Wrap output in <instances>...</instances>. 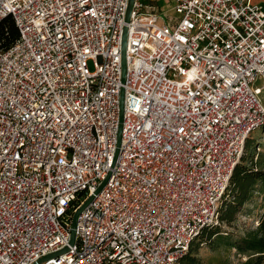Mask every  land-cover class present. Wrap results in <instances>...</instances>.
Masks as SVG:
<instances>
[{
    "label": "built area",
    "instance_id": "2783aa9c",
    "mask_svg": "<svg viewBox=\"0 0 264 264\" xmlns=\"http://www.w3.org/2000/svg\"><path fill=\"white\" fill-rule=\"evenodd\" d=\"M172 1L160 22L146 0L129 21L130 0H0L19 30L0 50V264H181L220 222L264 127V0Z\"/></svg>",
    "mask_w": 264,
    "mask_h": 264
},
{
    "label": "rangeland",
    "instance_id": "374dc122",
    "mask_svg": "<svg viewBox=\"0 0 264 264\" xmlns=\"http://www.w3.org/2000/svg\"><path fill=\"white\" fill-rule=\"evenodd\" d=\"M156 1L161 9L159 13L163 17L160 22L169 17H177L176 12L172 10V0ZM258 1L254 0V3ZM88 65L91 70L94 69L93 61H89ZM262 85H264V77H259L254 86ZM249 143L252 146L251 149L244 152L253 155L254 162L263 160L262 167H264V127L252 133ZM254 188L250 198L245 202L243 210L235 215V219L232 222L222 221L219 225L220 236H224L225 239H218L215 233L211 237H199L193 244L190 255H188L189 253L186 255L188 264H245L249 258L248 255L240 253L233 245L247 232L253 230L261 217L264 216V187L258 183ZM227 199L228 202L232 201V195Z\"/></svg>",
    "mask_w": 264,
    "mask_h": 264
},
{
    "label": "trees",
    "instance_id": "16d2710c",
    "mask_svg": "<svg viewBox=\"0 0 264 264\" xmlns=\"http://www.w3.org/2000/svg\"><path fill=\"white\" fill-rule=\"evenodd\" d=\"M148 2L153 4L157 3L156 0ZM18 39L19 30L13 16L9 15L0 19V50L9 49ZM251 147L248 141L245 151L247 149L250 150ZM249 154L248 152H244L240 161L235 166L231 177L229 192V196L232 195L233 199L228 202V196L225 198L221 209L220 222L216 225L205 227L197 239L205 236L211 237L213 233L218 236V239H225V237L220 236L221 234L219 233V225L221 222H232L235 219V215L243 210L244 204L250 198L251 192L255 189L254 187H256V184L260 183L264 187L263 160L254 162L253 155ZM234 243L233 246H235L240 253L248 255L249 258L246 260L245 264H264V216L261 217L253 230L247 232L239 241ZM193 244L188 252L189 254L187 253L188 255H190L193 250ZM186 257L188 256L184 257L181 264H188Z\"/></svg>",
    "mask_w": 264,
    "mask_h": 264
},
{
    "label": "water",
    "instance_id": "95a60500",
    "mask_svg": "<svg viewBox=\"0 0 264 264\" xmlns=\"http://www.w3.org/2000/svg\"><path fill=\"white\" fill-rule=\"evenodd\" d=\"M133 3H134V0H130L129 10H128V14H127V20L128 21L130 20ZM126 39H127V29H125L124 38H123V59H124L123 68H124V76H125V73H126V61H125ZM105 183H106V181L100 186V188L98 189V192L102 189V187L105 185ZM92 198L93 197H91L90 200L87 203H89ZM80 213H81V210H79L75 214L74 219H73V224H72V229H71V233H72L71 243L72 244L75 242V239H76V226H77V220H78V217H79ZM65 251H67V248L65 250H62V251L58 252L57 254H60V253L65 252ZM49 257H51V255H49V256H47V257H45L43 259H47Z\"/></svg>",
    "mask_w": 264,
    "mask_h": 264
}]
</instances>
